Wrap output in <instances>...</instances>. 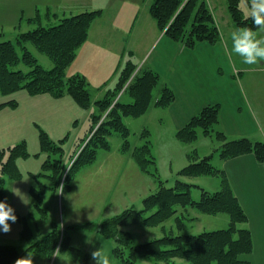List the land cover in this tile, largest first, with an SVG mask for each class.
Listing matches in <instances>:
<instances>
[{"label":"trees","instance_id":"trees-1","mask_svg":"<svg viewBox=\"0 0 264 264\" xmlns=\"http://www.w3.org/2000/svg\"><path fill=\"white\" fill-rule=\"evenodd\" d=\"M226 9L236 27H249L255 30L251 15L242 14L239 0H226ZM100 13V9L83 11L60 17L53 23L43 18L40 11H37L34 17L28 19L34 25L33 28L16 33L13 39L3 38V34L0 33V96L19 89H24L31 95L48 93L56 98L69 95L81 108H89L92 99L85 76L67 75L65 69L73 60L77 48L87 38L91 22ZM149 13L155 20L157 28L166 37L187 48H193L199 41L215 44L221 39L220 30L205 0H152ZM28 44L38 53L47 56L52 65L42 66ZM135 69L136 65L128 60L120 70L115 86L94 101L97 110L90 116V135L66 172L68 176L77 164L91 163L98 149L109 148L107 136L112 131L121 133L122 149L130 148L139 168L148 171L147 163L153 162L154 159L149 142L145 140L143 144L131 147L127 138L130 131L122 118L140 116L147 111L151 103L166 107L174 99V93L169 87L163 86L157 98H153V90L159 82L158 74L147 67L136 71ZM120 91L122 92L117 99ZM122 95L126 98L121 99ZM7 104L14 106L16 102L13 100L0 102V107ZM218 113V104L203 106L176 131L177 137L189 142L198 134L210 135L214 131L215 137L221 141L219 148L221 159L251 152L257 161H264V141H252L245 136L227 139L225 132L217 127ZM38 139L40 150L48 152L41 165L48 173L43 171L39 177H45L50 184L47 186L38 181V185L30 187L33 207L25 217L19 216L7 200L4 183L5 177L12 179L19 177L15 159L28 154L26 144L22 141L0 149V200L6 201L15 210L16 217L24 221L21 230L23 241L28 240L32 234L26 222L27 217H33L38 213L43 219L46 218V212L42 207L43 193L46 189L56 186L65 171V166L61 162L62 148L57 144L61 140L55 142L42 129L38 131ZM5 154L7 157L4 159ZM190 157L193 160L182 167L179 173L185 176L217 175L220 177L219 189L215 191L201 189L200 197L193 199L190 187L197 185L177 179L174 186L166 187L157 179V189L143 198L141 209L127 207L102 218L98 223L87 221L79 227L96 229L103 237L113 240L112 254L117 264H137L138 256L156 264L161 261L166 264H249L242 255L252 249L251 232L247 227L238 226L239 223L246 222L247 216L231 190L224 171L211 163L212 154L197 159L196 153L193 152ZM190 208L204 214L226 213L229 216V225L199 233L169 231L141 243L134 242L133 234L129 230L120 228L121 225L131 224L155 227L174 216L180 231L184 228L183 219L195 218L190 216ZM150 210L153 211L147 214ZM63 233L64 235L60 236L62 234L59 229L52 223L51 228L43 236L28 244L24 255L14 245L0 244V264H15L18 258L32 255L51 259L55 252L63 247H69L72 255L76 257L79 250L67 244L68 236L66 232ZM85 260L86 254L79 264H87Z\"/></svg>","mask_w":264,"mask_h":264},{"label":"crops","instance_id":"crops-1","mask_svg":"<svg viewBox=\"0 0 264 264\" xmlns=\"http://www.w3.org/2000/svg\"><path fill=\"white\" fill-rule=\"evenodd\" d=\"M205 1L220 30L221 21L215 12L216 1ZM0 2L1 15L4 16L0 18V28L11 25L16 30L24 21L31 25L28 19L41 10L34 0ZM151 2L152 0H133V7L128 10L125 23L118 24L119 31L122 32L121 43L118 44L116 35L111 34L117 25L96 22L104 15L103 9L97 8L101 13L91 22L87 38L77 48L73 60L65 69L66 74L84 75L90 92L95 91V97L91 94L94 102L115 86L120 70L130 60L136 65L135 71L147 67L158 74V94L163 86L173 91L174 99L164 109L169 120L176 125V130L203 106L218 104L217 127L224 131L227 137L234 139L245 136L252 141H264V67L248 65L239 69L234 66L228 69L226 49L221 40L215 44L199 41L193 48H187L169 39L157 28L149 13ZM9 4L11 8L6 7ZM224 6L226 9V0ZM46 10H49V5ZM83 11L87 10L80 12ZM141 11L144 12L142 21ZM8 15L11 17H6ZM135 31L139 32L138 37ZM135 40L141 41V44L145 43L142 51L135 50L139 46L134 43ZM15 92V98H0V102H16L14 106L7 104L0 107V149L22 141L27 146L32 144V151L26 146L28 154L15 159L19 177L10 179L12 182L7 186L6 182L4 183L7 200L22 217L26 212L28 215L31 212L29 209L33 207L30 187L35 186L38 181L49 186L45 177H39V174L43 173L38 165L42 155L38 150L40 145L39 139H36L35 124L52 122L53 114L60 115L68 111L69 114L83 115L84 112L69 95L56 98L48 93L31 95L24 89ZM6 157L7 154L4 159ZM221 161V167L218 168L224 171L231 190L247 216L243 226L251 232L252 249L242 255V258L248 260L249 264H264V161H257L251 152ZM21 208H27V211H22ZM16 221L22 223L19 218ZM9 224L11 234L16 236L19 225L11 221ZM31 259L35 262L34 255ZM142 259L156 264L151 260Z\"/></svg>","mask_w":264,"mask_h":264},{"label":"rangeland","instance_id":"rangeland-1","mask_svg":"<svg viewBox=\"0 0 264 264\" xmlns=\"http://www.w3.org/2000/svg\"><path fill=\"white\" fill-rule=\"evenodd\" d=\"M34 1L41 8L40 13L43 18L53 23L57 22L60 17L79 13L82 10L88 11L102 8L104 15L102 19L96 22H107L117 25L111 33L113 36L116 35L115 39L117 40V44L121 43L122 39V32L119 31L118 24L123 25L125 23L127 12L133 7V0ZM215 1L217 7L215 12L221 21L219 23L220 40L226 49L228 69L232 66L238 69L241 66H248L249 64H245L243 58L235 54L232 50L231 33L238 27L233 24L225 9V0ZM47 5H49V11H46ZM6 7L11 8V5H6ZM239 7L244 16L251 15V0H239ZM1 8L2 5H0V18L4 17L1 15ZM143 14L144 12L141 11V21ZM6 17L10 18L11 15ZM33 27L34 25H30L24 21L20 28L16 30L11 25H4L0 28V32L3 33V38L13 39L17 32L26 31ZM254 31L264 36V33L260 32L259 29H255ZM135 33H137L136 36L138 37L139 32L135 31ZM134 43L139 45L135 48L137 52L142 51L145 47V43L142 42L143 44H141V41L135 40ZM28 46L37 56L38 62L42 66L50 67L52 65L47 56L38 53L32 45L28 44ZM250 66L264 67V61L251 64ZM20 67L22 66L20 65ZM158 86L153 90V98L158 94ZM121 92L117 95V99L120 97ZM15 94L17 93L14 91L2 95L0 98H15L17 97ZM91 94L93 96L95 91L91 90ZM125 98V95L121 96V99ZM153 106L157 105L151 103L147 111L140 116H127L122 118L124 124L130 131L127 138L131 147L141 145L145 140L149 142L150 151L154 159L153 162L147 163V172L139 168L131 155L130 148L122 149L123 137L121 133L112 131L107 136L109 148L98 149L95 159L91 163L77 164L71 169L68 176L66 172L90 135V116L91 113L97 110L94 102H92L89 108H82L83 115H79L80 113L69 114L66 111L60 115L53 114L52 122L50 123L38 122L41 126L35 124L37 128V140L39 129L44 130L55 142L61 140L57 144L62 148L61 162L65 166V171L61 175L58 184L50 188V191H44L43 193L44 199L42 207L46 212V218L43 219L38 213L33 217H27L26 222L32 231L30 238L25 241L21 239L20 230L23 228L22 223L24 222L21 220L22 223L15 222L20 228L17 230L16 236H13L11 231L8 233H4L2 230L0 231V243L14 245L24 255L25 248L28 244L43 236L51 228V224L54 223L59 229L60 234H62L60 236H63V232H66L68 236L67 244L77 247L79 254L75 257L72 255L73 253L69 247H63L61 250H57L53 257L48 260L34 255L33 260L35 262L33 261V264H79L84 254H86L85 261L87 264H95V261L91 258V253L100 248L110 258L111 264L113 262L117 264L112 254L114 241L103 237L96 229L79 227L81 224L87 221L98 223L102 218L116 214L129 206H133L138 210L141 209L143 207V198L157 189V179L161 180L166 187L174 186L177 179L197 185L190 187V195L193 199L200 197L201 189L208 191L219 189L221 184L220 177L217 175L185 176L179 173L182 167L193 160L190 157V154L193 155V152L196 153L197 159L212 154L210 159L211 163L214 166L221 167L222 161L219 156L221 141L215 137L214 131L210 135L198 134L195 139L189 142L182 141L177 137L176 125L169 120L168 113L164 107L158 106L156 108ZM87 113L88 115L86 116ZM103 116L104 113L101 117L103 118ZM227 139L231 138L227 137ZM27 147L29 151H32V144H28ZM38 150L42 155L41 160L38 161V165L40 166V170L44 171L41 168V163L46 159L48 152L40 151L39 147ZM44 172L48 173V171ZM10 179L12 178L5 177L6 186L10 184L9 182H12ZM45 182L50 184L49 181ZM26 209L21 208L25 212L27 211ZM29 210L32 211V208ZM189 210H191L189 212L190 216H195V218L183 219L184 228L180 231L177 228L176 218L174 216L155 227L131 224L121 225L120 228L129 230L133 234L134 242L141 243L154 237H160L164 233H169V231L173 233H199L201 231L224 228L229 225V216L226 213L204 214L192 208ZM152 211H148L147 214ZM179 214L180 216L182 215V213ZM23 215L28 216L27 212ZM238 226H243V223H239ZM136 262L137 264H150L139 256ZM159 264L163 263L160 262Z\"/></svg>","mask_w":264,"mask_h":264},{"label":"clouds","instance_id":"clouds-1","mask_svg":"<svg viewBox=\"0 0 264 264\" xmlns=\"http://www.w3.org/2000/svg\"><path fill=\"white\" fill-rule=\"evenodd\" d=\"M251 19L255 29L264 33V0H251ZM232 50L243 58L245 64H257L264 61V36L258 34L253 28L241 27L231 33ZM17 217L15 210L3 200H0V230L4 233L11 231L9 221L15 223ZM95 264H111L110 258L102 249L91 253ZM15 264H33L30 256L18 258Z\"/></svg>","mask_w":264,"mask_h":264}]
</instances>
